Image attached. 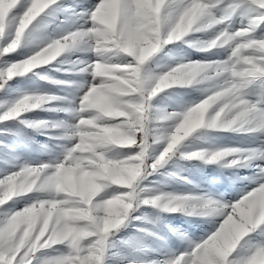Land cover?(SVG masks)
<instances>
[{
	"label": "clouds",
	"instance_id": "1",
	"mask_svg": "<svg viewBox=\"0 0 264 264\" xmlns=\"http://www.w3.org/2000/svg\"><path fill=\"white\" fill-rule=\"evenodd\" d=\"M0 124V264H264V0H0Z\"/></svg>",
	"mask_w": 264,
	"mask_h": 264
},
{
	"label": "rangeland",
	"instance_id": "2",
	"mask_svg": "<svg viewBox=\"0 0 264 264\" xmlns=\"http://www.w3.org/2000/svg\"><path fill=\"white\" fill-rule=\"evenodd\" d=\"M90 2L94 3L95 0H90ZM179 50L182 51L183 53L191 56L193 59L203 58L202 53H197V52H195L191 49H188L186 47L181 48ZM56 74L60 75L61 78H63V79H74V78H76L71 74H61V73H56ZM14 83H18L22 86L38 85L42 88L50 89L52 91L58 90L56 86L47 84L46 82L40 81L38 79L35 81L30 80V79H23V80L18 79ZM180 91L184 95L185 98H191V97H194L197 95L196 92H194L192 90H188V89H181ZM39 115H49V114L48 113H39ZM3 127L4 126L2 124H0V128H3ZM10 135L11 134L6 135L3 133H0V140H3V139H5L6 136H10ZM219 136L224 141H231V140L235 139L231 135L224 134V133L219 134ZM35 138L37 140L45 139L44 137L38 136V135ZM21 150H23V149H21ZM193 178L199 182L204 183L208 188H210L213 191H225L230 196L234 195L232 184L228 180L225 179V174L221 173L214 166H208L207 168L196 169L193 172ZM169 219L173 223L185 224L186 227H189L190 230L197 235L202 234L209 227V225H207V224H204V223H201L198 221H185L179 217H169ZM173 246H178L175 241H173Z\"/></svg>",
	"mask_w": 264,
	"mask_h": 264
},
{
	"label": "snow or ice",
	"instance_id": "3",
	"mask_svg": "<svg viewBox=\"0 0 264 264\" xmlns=\"http://www.w3.org/2000/svg\"><path fill=\"white\" fill-rule=\"evenodd\" d=\"M0 133L6 134V135L11 134V133L8 132L7 130H2V129H0ZM4 148H5V145L0 144V152H2V150H3Z\"/></svg>",
	"mask_w": 264,
	"mask_h": 264
}]
</instances>
